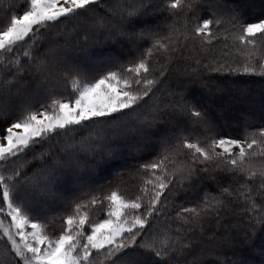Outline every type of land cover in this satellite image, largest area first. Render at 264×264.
<instances>
[{"label":"trees","instance_id":"trees-1","mask_svg":"<svg viewBox=\"0 0 264 264\" xmlns=\"http://www.w3.org/2000/svg\"><path fill=\"white\" fill-rule=\"evenodd\" d=\"M26 1L0 0V30ZM263 18L264 0H177L174 5L94 0L3 47L0 110L5 102L6 111H0V132L13 119L71 94L67 84L73 77L92 81L145 64L137 73L127 72L128 87L143 89L131 107L49 134L18 156L12 168L19 181L12 188L16 196L36 186L40 169L51 182L45 192L55 193L60 177L76 180L92 173L83 186L96 187L100 198L117 190L139 202L137 213L145 224L132 230L138 239L122 253L123 260L264 264V169L257 172L264 167V29L243 32L248 22ZM118 47L125 52L118 54ZM87 56L94 59L85 62ZM226 87L231 88L221 91ZM251 100L259 101L260 111L247 104ZM145 136L154 145L138 142ZM218 138L251 144L242 155L220 153L211 145ZM86 153L91 156L82 164ZM77 155L79 164L71 163ZM249 162L255 167L248 168ZM79 186L62 193V205L47 193L31 201L34 213L46 223L58 219L82 197ZM93 209L95 220L105 213L101 203ZM108 253L109 247L101 248L92 257L102 256L101 264H107Z\"/></svg>","mask_w":264,"mask_h":264},{"label":"rangeland","instance_id":"rangeland-1","mask_svg":"<svg viewBox=\"0 0 264 264\" xmlns=\"http://www.w3.org/2000/svg\"><path fill=\"white\" fill-rule=\"evenodd\" d=\"M93 1L27 0L19 13L11 18L10 23L0 30V50L28 37L34 27L57 20ZM176 1L169 0V3L174 5ZM207 24L208 21L203 22L201 31H205ZM263 29L264 18L248 22L243 32L245 35H252ZM125 49L118 47L117 53L123 54ZM45 53H49V47L45 49ZM62 58L70 62L68 57ZM98 58L100 57L95 56V59ZM92 59H94L92 56H87L84 61L90 62ZM144 67V62H138L133 66L128 65L120 72L115 70L103 73L92 81L73 77L70 84H67L70 86L71 94L54 99L43 109H37L16 120L13 119L3 129L4 132H0V264H92V262L95 264V260L97 264H101L103 257H92V253L107 247H109L107 264L110 261H114V264H134L130 259L123 260L122 253L126 248L132 247L138 239V235L131 234L132 230L145 224L137 213L140 207L139 202L125 199L117 190H111L100 198L96 187L91 189L83 186L94 178L92 173L79 176L76 180L60 177L57 193L45 192L51 182L49 178H45L44 169L37 172L36 183H33L36 186L17 197L12 188L18 186L19 181L15 180V171L12 168L19 163L18 156L24 150L33 143H42L49 134L82 123L93 116L107 115L131 107L138 101L140 94L137 93L142 92L143 89L135 91L128 87L130 72H127L133 70L137 73V69ZM45 74L47 75L46 71ZM230 88L226 87L221 91H228ZM242 91L244 88L238 90V92ZM211 93L215 95L218 92L211 91ZM7 99L8 97L5 98ZM258 103L259 101L254 100L247 101L248 105L255 106ZM227 104L231 105V103ZM5 106V102L1 104V112L6 111ZM256 107L257 111L261 110L258 105ZM153 141L154 139L150 136L138 139V142L142 144L148 142L153 144ZM250 144L245 140L218 138L211 145L213 150L220 153L236 152L242 155ZM90 156L91 154H84L82 164L86 162V158L89 160ZM13 158L17 159L14 161ZM79 159L81 158L78 155L70 158L71 163L78 164ZM247 166L255 167L253 162H249ZM62 168L59 167L60 172ZM77 168V164L72 166L73 170ZM258 168L264 169L263 166H258L257 172H261ZM22 182V189H28V184H25L27 180ZM188 185L191 186V184ZM78 186L79 191L84 192L82 197L72 200L73 208L58 219L46 223L45 218H40L34 213L31 201H36L47 193L50 201L54 198V203L62 205L64 201L62 193L76 189ZM99 203L103 204L105 213L100 219L95 220L93 207ZM60 213L54 211L53 214ZM262 238L264 239V234ZM141 245H145V241H142ZM153 245L150 244L148 247L151 248ZM246 264L250 263L246 262Z\"/></svg>","mask_w":264,"mask_h":264}]
</instances>
